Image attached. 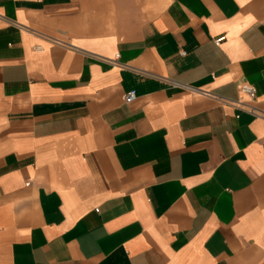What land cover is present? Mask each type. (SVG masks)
Wrapping results in <instances>:
<instances>
[{
	"label": "crops",
	"instance_id": "crops-1",
	"mask_svg": "<svg viewBox=\"0 0 264 264\" xmlns=\"http://www.w3.org/2000/svg\"><path fill=\"white\" fill-rule=\"evenodd\" d=\"M219 96L264 111V0H0V264H264V115Z\"/></svg>",
	"mask_w": 264,
	"mask_h": 264
},
{
	"label": "built area",
	"instance_id": "built-area-1",
	"mask_svg": "<svg viewBox=\"0 0 264 264\" xmlns=\"http://www.w3.org/2000/svg\"><path fill=\"white\" fill-rule=\"evenodd\" d=\"M221 40V37L220 38H217L215 39V41L218 43L219 41ZM238 90L241 94H244L246 96H248L249 98H254L255 94H256V88L251 85V84H248V83H245V82H242L238 85ZM136 97V92L134 89H131L127 92H125L123 94V100L125 102H131L135 99ZM218 99L221 101V102H224V103H232V104H235V106L241 108L242 110H245L247 112H250L252 114H255V115H264V111L257 108L256 106H254L253 104H250V103H245L241 100H229V99H226V98H223V97H218Z\"/></svg>",
	"mask_w": 264,
	"mask_h": 264
}]
</instances>
